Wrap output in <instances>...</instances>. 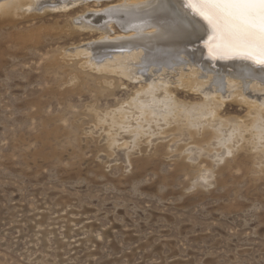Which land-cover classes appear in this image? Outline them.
I'll use <instances>...</instances> for the list:
<instances>
[{"label": "rangeland", "instance_id": "374dc122", "mask_svg": "<svg viewBox=\"0 0 264 264\" xmlns=\"http://www.w3.org/2000/svg\"><path fill=\"white\" fill-rule=\"evenodd\" d=\"M117 1L0 26V264H264V178L224 170L211 189L196 190L192 169L175 173L167 151L145 147L136 158L146 166L121 168L106 158L102 131L84 132L90 94L56 87L62 74L46 68L55 52L99 38L73 20ZM122 84L97 106L113 108L138 87ZM227 104L223 112L245 115Z\"/></svg>", "mask_w": 264, "mask_h": 264}, {"label": "bare ground", "instance_id": "6f19581e", "mask_svg": "<svg viewBox=\"0 0 264 264\" xmlns=\"http://www.w3.org/2000/svg\"><path fill=\"white\" fill-rule=\"evenodd\" d=\"M108 1L113 0H0V26L17 24L28 14L25 21L47 12L72 13L78 6L101 7ZM182 5L183 0H118L105 10L72 19L74 29L98 32V41L59 49L46 68L62 74L56 82L60 94L79 91L94 99L82 108L92 121L84 132L88 136L102 131L106 158L116 156L121 168L129 170L140 162L146 166L136 158L145 147L167 151L164 155L176 160L175 173L192 169L189 180L196 190L212 188L224 170L264 178V66L211 58L205 47L206 26ZM70 59L77 60L70 65ZM123 79L137 89L115 107L99 108L100 97L124 86ZM176 88L202 97L199 102L181 99ZM227 102L246 107L245 115L223 112Z\"/></svg>", "mask_w": 264, "mask_h": 264}, {"label": "snow or ice", "instance_id": "6c2138e0", "mask_svg": "<svg viewBox=\"0 0 264 264\" xmlns=\"http://www.w3.org/2000/svg\"><path fill=\"white\" fill-rule=\"evenodd\" d=\"M182 6L206 26L211 58L264 66V0H183Z\"/></svg>", "mask_w": 264, "mask_h": 264}]
</instances>
